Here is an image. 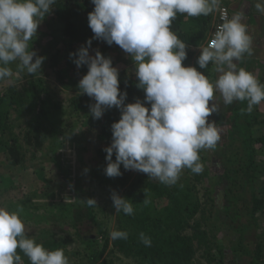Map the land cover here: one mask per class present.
<instances>
[{"label":"trees","instance_id":"obj_1","mask_svg":"<svg viewBox=\"0 0 264 264\" xmlns=\"http://www.w3.org/2000/svg\"><path fill=\"white\" fill-rule=\"evenodd\" d=\"M53 7L48 22L52 36L50 42L41 54L36 51L33 43H29V50L32 46L38 55L46 57L45 60L49 63L46 67L52 71L57 83L63 89L75 91L76 95L70 98L65 107L62 102L55 100L48 83L39 76L42 71L28 75L26 71L19 72L16 65H10L13 79L26 80V85L22 91L17 86H11L0 93V154L9 163L23 166L24 154L14 133V122L25 121L30 112H34L29 122L32 130L44 133L46 125L58 132L60 127H64L62 121L57 125L48 119L55 116V113L65 117L69 109L74 116H80L82 123L86 125L84 135L88 136L90 148H83L82 153L87 152L99 159V167L92 168L94 172L89 171L91 177L100 185L114 188L117 193L124 191L122 197L131 200L134 214L117 213L116 230L127 231L128 238L113 241L106 239L98 250L99 239L105 236L106 230L94 207L87 205L88 197L82 198L80 182L69 176L67 166H61L59 170L63 178L71 184L76 195L74 202L68 206H57L52 211L46 206H33L35 210L30 212L27 202L10 203L9 208L12 211L22 209L20 215L24 216L23 219L36 223L48 217L38 214L36 210L41 208L53 212L58 209L63 214L61 219L64 220L59 223L77 235L85 221L97 226L98 232L95 236L80 237L87 251L86 264L98 263L100 256L110 246L118 254L134 260L136 264H195L196 247L201 249L203 242L212 244L211 249L203 256L206 264H264V244L261 241L264 231L254 235L253 240L247 238L252 229L259 227L256 215L264 211V200L258 194V186L264 185V118L259 119L255 112H242L247 108V101H234L227 106V111L226 107L223 111L221 108L220 113L216 114L221 124L216 126L220 130V140L225 141L221 150L215 153L216 158L211 166L213 171L205 166L210 159L201 150L200 162L203 164V171L196 174L185 169L187 175L178 185H165L142 172L130 183L132 170H124L122 165L121 176H106L104 169L107 165V153L104 149L111 145V125L120 119L121 113L113 107L107 109L100 119L92 117L90 105L95 100L87 94H80L78 88L79 80L88 71L87 66L77 68L74 58L69 55L86 45V41L94 36L88 25V13L93 11L94 5L91 0H56ZM195 18L198 19L197 22L191 21L193 17L187 14L178 13L171 27L174 31L177 27L180 29L177 35L187 45V59L183 65L188 66L192 61V65L198 71H204L210 79L214 65L210 63L207 69H200L197 64L200 53L195 55L189 49L200 48L206 38V21L198 16ZM193 25L199 27L198 32L191 33ZM95 50L110 57L113 66L118 69L120 89L127 92L125 103H134L138 98L144 101L145 93L137 87L135 71L123 68L128 63L123 57L125 51L115 43L108 45L102 40L92 39L90 54L94 55ZM261 72L264 73V69ZM218 93L215 92L214 96H218ZM261 103L264 105V101ZM146 106L150 107L148 104ZM209 120H212V116ZM51 141L56 148L57 142ZM202 184L207 185L208 202L212 203L209 208L205 205L202 207L197 196L196 187ZM213 191L220 196L218 203L212 197ZM145 199L148 201L146 204L143 203ZM198 216L201 220H197ZM188 231L191 232L190 236ZM142 232L151 238L150 247L141 242ZM35 239L49 250L63 248L70 264H82L74 262L65 246L55 240L47 230ZM20 255L23 264H30L23 253Z\"/></svg>","mask_w":264,"mask_h":264},{"label":"clouds","instance_id":"obj_2","mask_svg":"<svg viewBox=\"0 0 264 264\" xmlns=\"http://www.w3.org/2000/svg\"><path fill=\"white\" fill-rule=\"evenodd\" d=\"M56 0H0V81L13 75L11 64L19 72L35 75L41 72L46 57L29 50L37 37L43 18L51 12ZM88 25L94 36L76 52L70 53L77 68L87 66L79 80L80 94L95 100L90 105L93 118L100 119L107 109L120 110V119L111 125L112 142L107 153L106 176L118 177L124 170H135L175 185L184 169L199 174L203 171L200 151L215 149L220 130L209 117L219 112L214 102L219 92L224 105L247 101L248 113L264 101V83L238 62L252 55L248 26L244 13L221 17L207 46L200 48V69L214 65L218 73L211 81L204 71L184 66L187 45L172 29L177 14L208 16L222 0H91ZM255 8L264 13V0H256ZM92 39L108 45L115 43L130 54L135 65L137 87L145 93L144 101L125 103L127 92L121 91L119 71L112 59L99 50L91 55ZM211 102V105H210ZM146 104L150 105L146 106ZM115 160L113 161V154ZM87 172L88 170L85 169ZM116 213L133 215L130 199L113 191ZM87 205L96 206L94 198ZM143 203H148L147 199ZM19 209L10 211L0 206V264H23V253L30 264H70L63 248L49 250L25 232ZM112 240L128 238L127 231L114 230ZM140 240L151 246V238L143 232ZM19 250V252H18Z\"/></svg>","mask_w":264,"mask_h":264},{"label":"rangeland","instance_id":"obj_3","mask_svg":"<svg viewBox=\"0 0 264 264\" xmlns=\"http://www.w3.org/2000/svg\"><path fill=\"white\" fill-rule=\"evenodd\" d=\"M218 9L214 12L216 13ZM49 18L50 13L43 18L37 29V37H34L33 42H30L33 43L39 54H41L43 48L46 47L47 43L50 42L52 38L50 28L48 27ZM208 39L209 36L204 39L200 48L207 46ZM200 48L189 49L196 55L200 53ZM123 57L128 60V63L124 65L123 68L125 67L135 71V65L130 54L125 52ZM48 64L46 60L43 62L42 72L39 76L44 78L48 83L55 100L62 102L63 106L66 107L70 98L74 97L76 92L63 89L57 83L52 71L46 67ZM192 64L193 62L191 61L188 66H193ZM11 65L15 66L16 63ZM261 76L263 79H261ZM217 77L218 73L213 71L210 80H215ZM256 77L261 83H264V74H259ZM24 85H26V80L13 79V77H10L0 83V93L11 86H17L19 91H22ZM214 97V102L219 105V112L212 114V120L215 121L217 125L221 124V122L216 118V114L220 113L221 110L223 111V109L225 110V107V111H227L228 105H224L220 93H218V96ZM252 112H255V115L257 113L259 119L262 120L264 118V105L261 103L254 106ZM33 114L34 112H30L25 121L20 120L14 122L16 126L14 127V133L18 137L21 151L24 154L23 166L9 163L7 158H5L3 154H0V206L6 207L8 210L12 211L11 208H9L10 203L27 202L30 212L35 210L33 206H46L49 211H52V209L57 206H68L75 201L76 195L71 188V184L63 178L59 170L61 166H67L69 176L80 182V193H82V198L92 197L97 202V205L93 206L95 209L94 211L99 217V220L102 221L104 229L106 230L105 236L99 239V248L97 247V249L100 250L106 239L108 241H113L109 234L116 230V218L118 214L113 207V201L111 199L112 192L115 191L114 188L112 189L107 185H100L97 181L93 180L91 173H89V171L94 172L92 168L99 167V159L92 154L87 152L82 153L81 151L83 148H90L88 136L84 135L86 125L82 123L80 116H74L75 114H72V112L67 109V115L65 117L55 113V116L48 119L57 125H59V121H62L64 127H60V131L55 132L52 127L44 125L46 131L44 133H39L32 130L29 125ZM53 135L55 136L54 139L52 138ZM51 140L57 142L56 148ZM224 141L223 139L219 140L215 149H203L207 154L206 158L210 159L206 162L205 166L208 168L210 167L212 171L213 168L211 166L213 159L216 158L215 153L221 150ZM53 148L55 150H52ZM85 169L88 171L86 172ZM138 173L139 171L132 170L130 183ZM186 175L187 173L184 169L176 184L178 185L182 182ZM152 179L155 180L154 178ZM258 188L260 189L258 194L259 196L261 195L264 200V185L258 186ZM206 189V184L198 185L196 187V192L202 207L205 205V207L209 208L212 203L208 202L209 197L207 196ZM123 192L124 191H121L118 194L122 196ZM212 197L216 199V203H218V197L220 196L216 191H213ZM216 203H213L215 207L217 206ZM36 212L44 216L47 215L48 219L46 218L42 221H38V223L28 222L23 219L24 216L20 215L25 224L26 234L30 237H39L44 230H47L55 240L65 246L66 251L69 256L73 258L74 262L86 264L87 260L85 259L87 257V251L80 237L95 236L98 232L97 226L85 221L80 226L77 235L73 230L67 229L66 226L62 224L64 222V220L61 219L63 214L58 209H54L53 212H48L40 208V210H36ZM256 217L259 227L252 229L253 231H251L249 237H247L248 240H253L254 235L264 231V211L257 214ZM197 220H201V217L198 216ZM59 221H62V223H59ZM187 234L190 236L191 232L188 231ZM261 241L264 244V238ZM202 245L201 249L196 247L197 256L195 264H206L203 256L205 252L211 249L210 246H212V244L210 242H203ZM213 248L215 249L214 246ZM100 259L101 260L96 264H101L102 262L105 264H136L134 260L118 254L112 246L100 256Z\"/></svg>","mask_w":264,"mask_h":264},{"label":"crops","instance_id":"obj_4","mask_svg":"<svg viewBox=\"0 0 264 264\" xmlns=\"http://www.w3.org/2000/svg\"><path fill=\"white\" fill-rule=\"evenodd\" d=\"M255 3L256 0H222L221 5L229 10L230 18L237 12L242 11L245 14L243 23L248 26L253 52L251 56L245 54L242 60L238 62V66L245 68L247 71L257 76L259 74H264L261 72V70L264 69V13H260L256 10ZM198 17L206 21V38H208L216 24L217 12H213L208 16ZM196 20L198 19L195 17L191 19L193 22H197ZM175 31L177 34L180 32V29L177 27ZM198 31L199 27L196 25L191 27V33H196ZM261 79H263V77Z\"/></svg>","mask_w":264,"mask_h":264},{"label":"built area","instance_id":"obj_5","mask_svg":"<svg viewBox=\"0 0 264 264\" xmlns=\"http://www.w3.org/2000/svg\"><path fill=\"white\" fill-rule=\"evenodd\" d=\"M223 16H227L228 18H230L229 10H228L226 7H220V8L218 9V11H217L216 24H215V26H214L213 31L211 32V34H210V36H209V39H208V41H207V44H208V42L210 41V39L213 37L214 32H215V30H216V27H217L219 24H221V23L223 22L222 19H221V17H223ZM207 44H206V45H207Z\"/></svg>","mask_w":264,"mask_h":264}]
</instances>
